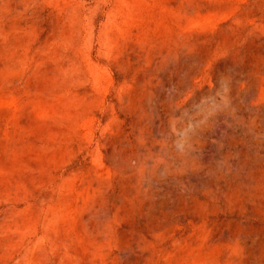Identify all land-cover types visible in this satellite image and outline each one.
Wrapping results in <instances>:
<instances>
[{"label":"rangeland","instance_id":"374dc122","mask_svg":"<svg viewBox=\"0 0 264 264\" xmlns=\"http://www.w3.org/2000/svg\"><path fill=\"white\" fill-rule=\"evenodd\" d=\"M0 264H264V0H0Z\"/></svg>","mask_w":264,"mask_h":264}]
</instances>
